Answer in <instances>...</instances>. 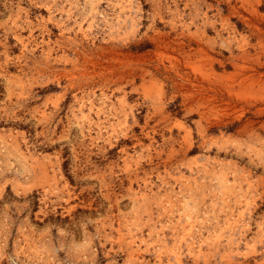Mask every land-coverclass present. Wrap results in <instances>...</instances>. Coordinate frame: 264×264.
<instances>
[{"label": "rangeland", "instance_id": "rangeland-1", "mask_svg": "<svg viewBox=\"0 0 264 264\" xmlns=\"http://www.w3.org/2000/svg\"><path fill=\"white\" fill-rule=\"evenodd\" d=\"M0 264H264V0H0Z\"/></svg>", "mask_w": 264, "mask_h": 264}]
</instances>
